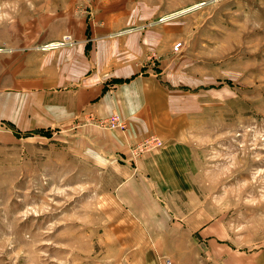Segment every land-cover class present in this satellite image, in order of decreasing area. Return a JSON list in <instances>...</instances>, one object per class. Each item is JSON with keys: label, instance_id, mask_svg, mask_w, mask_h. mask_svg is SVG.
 Returning a JSON list of instances; mask_svg holds the SVG:
<instances>
[{"label": "rangeland", "instance_id": "rangeland-1", "mask_svg": "<svg viewBox=\"0 0 264 264\" xmlns=\"http://www.w3.org/2000/svg\"><path fill=\"white\" fill-rule=\"evenodd\" d=\"M96 37L119 47L112 57L143 46L134 62L196 95L192 185L220 228L217 251L234 255L214 258L193 234L174 258L168 238L154 245L115 195L122 164L77 130L110 129L40 132L0 118V264H264V0H0V93L40 54ZM136 144L135 157L149 150Z\"/></svg>", "mask_w": 264, "mask_h": 264}, {"label": "crops", "instance_id": "crops-1", "mask_svg": "<svg viewBox=\"0 0 264 264\" xmlns=\"http://www.w3.org/2000/svg\"><path fill=\"white\" fill-rule=\"evenodd\" d=\"M118 48L96 37L76 40L66 51L40 54L36 64L29 62L26 74L11 78L0 93V118L42 132L77 123L87 126L90 115L119 114L126 123L124 132L77 129L88 133L91 152H101L93 153L103 162L111 157L122 164L117 199L153 234L154 245L163 246L168 238L173 247L165 253L171 257L188 246L193 234L197 248L207 242L214 258H230L234 253L228 245L217 251L220 228L206 220L204 200L199 202L192 185L198 170L193 144L196 95L173 85L141 59L134 62L131 53H142L143 46L132 45L126 52L123 48L119 57H112ZM148 136L163 145L135 157L131 146ZM190 196L196 197L195 206L189 205Z\"/></svg>", "mask_w": 264, "mask_h": 264}, {"label": "built area", "instance_id": "built-area-1", "mask_svg": "<svg viewBox=\"0 0 264 264\" xmlns=\"http://www.w3.org/2000/svg\"><path fill=\"white\" fill-rule=\"evenodd\" d=\"M166 19L167 18L162 17V18H160V21L166 20ZM68 40H69V37L64 36L62 38V40L58 42L59 44H57L55 46L51 45V47L54 48L56 46L63 45L65 43H67ZM178 48H179L178 45H176L174 47L175 50H177ZM90 120L92 122L94 120V123L96 122V124L99 127H102L105 129L119 130L121 132H124L126 129V123H125L124 119H122L116 113H112L108 117L100 118V119H96L95 117H91V115H90ZM136 145H137V148L139 147L140 149H151V148L160 147L162 145V141H160L158 138H156L154 136H148V137H145L144 139H142L141 141H139Z\"/></svg>", "mask_w": 264, "mask_h": 264}, {"label": "bare ground", "instance_id": "bare-ground-1", "mask_svg": "<svg viewBox=\"0 0 264 264\" xmlns=\"http://www.w3.org/2000/svg\"><path fill=\"white\" fill-rule=\"evenodd\" d=\"M202 3H203V2H201V3H196V4H194V5H191L190 7L184 8V9H182V10H179V11H177V12H174V13L169 14V15L164 16V17H165V18H170L171 16H174V15H177V14H181V13H184V12L190 11L191 9L198 7V6L201 5ZM57 44H59V43H58V42L49 43V44L45 45V46L43 47V49H46V48H52L51 45L55 46V45H57ZM56 47H58V46H56Z\"/></svg>", "mask_w": 264, "mask_h": 264}]
</instances>
